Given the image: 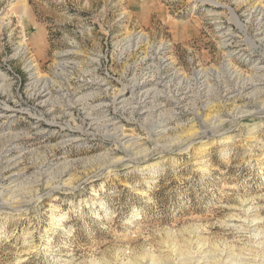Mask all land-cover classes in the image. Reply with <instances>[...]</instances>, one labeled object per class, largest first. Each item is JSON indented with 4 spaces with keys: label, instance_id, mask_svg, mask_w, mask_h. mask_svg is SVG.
Returning a JSON list of instances; mask_svg holds the SVG:
<instances>
[{
    "label": "rangeland",
    "instance_id": "rangeland-1",
    "mask_svg": "<svg viewBox=\"0 0 264 264\" xmlns=\"http://www.w3.org/2000/svg\"><path fill=\"white\" fill-rule=\"evenodd\" d=\"M261 63L264 0H0V264L263 259Z\"/></svg>",
    "mask_w": 264,
    "mask_h": 264
},
{
    "label": "bare ground",
    "instance_id": "bare-ground-1",
    "mask_svg": "<svg viewBox=\"0 0 264 264\" xmlns=\"http://www.w3.org/2000/svg\"><path fill=\"white\" fill-rule=\"evenodd\" d=\"M261 7V6H260ZM136 39H140V38H142V39H145L146 40V37L144 36V35H139V36H137V37H135ZM133 39H134V37H133ZM128 40H130V38L128 37ZM254 69L256 70V72L257 73H259L260 75V77H262L263 78V71H264V66L262 65V63H261V65H258V64H256L255 66H254ZM254 74H255V72H254ZM241 76V75H240ZM157 78V77H156ZM243 78V77H242ZM255 78V77H254ZM247 79V78H246ZM250 79V78H249ZM259 79V78H258ZM264 79V78H263ZM202 80H204V79H202ZM159 82V81H158ZM256 82V81H255ZM258 82H260V81H258ZM257 82V83H258ZM252 83V82H251ZM262 84H263V86L259 89V91H263V88H264V82H262ZM254 84L252 83V86H253ZM236 86V85H235ZM237 87V86H236ZM258 87H260V86H258ZM201 88H202V86H201ZM156 89V88H155ZM239 89V88H238ZM200 90V89H199ZM254 91H257L258 92V90L257 89H253ZM253 90H251L250 92H248L247 94L249 95V94H252V93H254V91ZM233 91H236V89L235 88H233ZM153 92V95H159V93H157L156 91H152ZM241 91H239L238 90V92H236V93H240ZM151 92H149V91H146V96H148L149 94H150ZM260 94V93H259ZM186 96V95H185ZM241 96V95H240ZM132 98V97H131ZM259 98V97H258ZM232 99V98H231ZM177 100V99H176ZM254 100V99H253ZM138 101V100H137ZM136 101V102H137ZM139 101H142V100H139ZM237 101V100H236ZM121 102V101H120ZM155 102V101H154ZM258 102V103H257ZM178 102H176V104H177ZM125 104V103H124ZM139 104H141V103H139ZM255 107L257 108V109H251V110H248V109H243V108H241L240 106H236V105H234V112L231 114V117H230V123H232V124H237L238 122H240V119L243 117V116H245L246 118H253V117H258L259 119L258 120H260V122L261 123H263V106H264V103H263V100H258V101H256V103H255ZM156 105H154V108H151V109H147V110H145V111H143V113H147L146 115H145V117H144V120L145 119H151V121H152V123L154 122V123H156V124H159V125H161L162 126V124L164 123L163 122V113H161L160 111V113H156V110H157V107H155ZM147 108V107H146ZM150 108V107H149ZM129 109V108H128ZM230 110V109H229ZM214 111H215V109H214ZM221 111V110H220ZM173 112V111H172ZM170 113V112H169ZM237 113H239V114H237ZM229 115V114H228ZM208 116V115H207ZM4 117H6V116H4ZM166 117V116H165ZM256 120V119H255ZM206 121L208 122L207 124L209 125V128L211 129H214V128H216V127H218V126H220V125H222L223 123H224V120L222 119V118H220V116H218L217 114H212L210 117H207L206 118ZM252 124H254V126H252V127H250V128H248V132H247V134H248V136L247 137H249V139H251V137H253V136H251L250 134L255 130V128H256V126H257V123L258 122H256V123H254V121L252 120V122H251ZM115 125V124H114ZM164 125V124H163ZM152 126H154V125H152ZM164 129H157V135H160L161 137L163 136V134H164V131H163ZM131 134V133H130ZM155 134V135H156ZM119 135V139H123V141H121V143L122 144H124V147L126 148V149H128V151L130 152V154L132 155V157L130 158L131 159V162H133V163H135V159H137V156H140V157H142L143 158V160L145 161L146 159H148V157H149V151H147V147L146 146H142V145H144V144H141L139 141H138V139H132L131 137H127V136H129L128 134H125V133H123L122 131H120V133L118 134ZM153 135V134H152ZM220 136V135H223L221 138H219V139H217L216 141H219V142H222V141H225L226 139H228V138H230V136L226 133V132H222V133H220V134H217V136ZM127 137V138H126ZM207 135L205 136V135H202L201 137H197V138H195V139H200V145L198 146V149L199 150H201V149H204V148H206V145L209 143L208 142V140L211 138H209L208 140H207ZM233 138V137H232ZM192 139H194V138H192ZM254 139V138H253ZM142 140V139H141ZM249 141H252V139L251 140H249ZM214 142V141H213ZM144 143V142H143ZM127 160H129V159H124V158H121L119 161H121V162H124V161H127ZM112 161V160H111ZM129 162V161H128ZM154 163L155 162H149V163H147V162H145L144 164H141V167L142 168H150L151 166H153L154 165ZM136 164V163H135ZM16 165V164H15ZM137 166H140L139 164H136ZM12 166H14V165H12ZM3 170V169H2ZM4 171V170H3ZM8 179H9V184L10 185H8V187L7 188H10V187H12V186H14V184L12 183L13 181H14V179H15V173H10V174H8ZM65 180H67V178L65 179ZM4 190V189H3ZM49 190V189H48ZM53 192V191H52ZM6 201H7V199H6ZM17 202V201H16ZM16 205V204H15ZM7 208V207H6ZM254 219V218H253ZM252 219V220H253ZM258 222V221H257ZM258 234H256V236H257ZM261 237V236H260ZM200 250V249H199ZM198 250V251H199ZM191 251V250H190ZM196 252V251H195ZM198 253V252H197ZM201 253V252H200ZM225 253V252H224ZM217 254V253H216ZM190 255H192V254H190ZM189 255V256H190ZM199 255V254H198ZM219 255V254H218ZM227 255V254H226ZM188 256V257H189ZM222 255H220L219 257H215V256H213V257H210L209 259L207 258H205V256H203V257H198L197 255L194 257V259L192 258V257H189V258H187L186 260L185 259H180L179 260V262L177 261V263L176 264H228V261H230V260H226L224 257L225 256H222ZM260 258H258L254 263L255 264H264V258L263 259H260ZM149 262H150V264L153 262V261H155L156 259L153 257V256H151V257H149ZM158 261V260H157ZM157 261H156V263H157ZM247 261V260H246ZM160 262V261H159ZM158 262V263H159ZM237 262V261H236ZM244 263H245V261H244ZM250 263V262H249ZM129 264H131V263H129ZM136 264V263H135ZM232 264V263H231ZM233 264H235V263H233ZM246 264V263H245ZM248 264V263H247Z\"/></svg>",
    "mask_w": 264,
    "mask_h": 264
}]
</instances>
